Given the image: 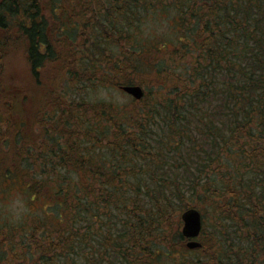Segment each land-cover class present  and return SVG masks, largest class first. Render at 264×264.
Wrapping results in <instances>:
<instances>
[{"label": "trees", "instance_id": "obj_1", "mask_svg": "<svg viewBox=\"0 0 264 264\" xmlns=\"http://www.w3.org/2000/svg\"><path fill=\"white\" fill-rule=\"evenodd\" d=\"M31 2L0 0L4 34L17 29L18 16L29 18ZM69 2L84 11L83 32L98 36H0L3 56L24 45L32 77L29 87L0 78V195L16 188L30 202L44 197L59 217L48 205L17 224L0 214V264H156L161 256L173 264H264V0ZM159 5L175 31L142 54L135 44L144 38L130 26ZM123 44L114 56L106 48ZM48 67L59 74L43 81ZM141 69L150 80L132 77ZM96 79L148 91L127 108L80 101L81 85ZM35 97L41 108L31 112ZM35 123L45 136L36 146L37 135L22 131ZM61 169L80 178L62 181ZM198 206L215 221L196 251L185 246L180 213Z\"/></svg>", "mask_w": 264, "mask_h": 264}, {"label": "rangeland", "instance_id": "obj_2", "mask_svg": "<svg viewBox=\"0 0 264 264\" xmlns=\"http://www.w3.org/2000/svg\"><path fill=\"white\" fill-rule=\"evenodd\" d=\"M95 1V0H94ZM107 2V0H106ZM91 4L89 5V7H91V11L95 10V4L94 2H90ZM172 14H170L169 16H171ZM147 16H149L148 18H144L143 20H145L144 22H140L137 21V23H135L133 25V21H132V25L130 26V30L131 33H134L136 31L137 36H142V38H144L141 41V46L140 43L135 44L136 48L140 50V52L142 54H149V43H155L152 45V49L153 50H158L159 47L157 46L156 42L157 39L163 38L165 37L167 40L171 38V36H173V31H175L174 27H170L172 24L174 26V20L170 19V18H165L166 17V12L164 10H162V6L159 5L157 7V11L153 14L150 15V13L147 14ZM172 17V16H171ZM91 19V17L89 18ZM93 21V19L91 20ZM89 20V22H91ZM83 31H86V29ZM14 36L15 35V31H8V32H4L0 30V36ZM148 36H157L156 39H149V40H145V38H147ZM160 36V37H159ZM13 37V38H14ZM15 39V38H14ZM123 46V47H122ZM107 50L110 48V51L112 53L113 56L120 54L122 49H126L127 45L125 46V44L123 45H106ZM129 48V47H128ZM69 49H67L66 47L59 50V53L62 56H66L69 54ZM0 78L1 80L4 79H8L9 81H12L14 83H18V84H22L25 87H29L30 83L32 82V77L29 74V66H28V62L26 61V55L24 53V45H21V43H19L18 45L15 44V47L12 48L10 51H8L6 56H3L2 54H0ZM3 57H4V63H3ZM131 64L133 63V60L130 61ZM147 68V67H146ZM145 70V72H144ZM149 70L147 69H141L136 71V73L132 76L135 77L136 81H140L143 82V78H147L148 80H150L151 76H149L148 73ZM58 72L51 70L50 67L48 68H43V71L40 72V78L45 81L44 79L50 76H58ZM52 78V77H50ZM49 78V80H50ZM95 84V86L93 85ZM145 86V85H144ZM8 87V86H7ZM145 90H147L146 86H145ZM32 91V89H31ZM81 94H80V101H85L88 102L90 104H95L101 101H108V102H114L117 105H119L120 107L123 108H127L129 103H133L132 101V97L129 96L128 94H126L125 92H123L121 89L116 88V87H110L107 84H101L97 79L95 80V83H93L92 81L89 82L87 81L86 84H82L81 85ZM132 101V102H131ZM36 100V97L34 98L33 101L30 100V111L32 112L33 110H35L36 108H41L39 107V103ZM10 119H12L13 123L17 124V116H12L10 117ZM39 120V118H38ZM32 125V124H31ZM33 129H25L23 128L22 131L28 135V134H36L37 138L36 139H32V141L35 143H41L45 140V136H39V134L42 135L41 133V127L39 126V123H35L32 125ZM36 129V131H34ZM17 133L18 130L17 129H13L9 134L11 135H15L17 138ZM38 133V134H37ZM54 135V131H52V133H50L48 136H53ZM31 139V138H30ZM18 146V144H17ZM50 148H53L52 146H50ZM37 150H39L36 147ZM10 151V150H9ZM9 151L4 150L5 154L8 156V158L6 159V164L7 165H11L12 163V155ZM39 156H38V161H39ZM48 160V158H46V161ZM22 165L26 166L27 164V160L22 162ZM32 165H35L34 163H32ZM29 166V165H28ZM38 166L41 167L39 165L38 162ZM32 168L34 169L35 167L32 166ZM61 175H63L62 181H70L72 179H74L75 181H78V178H80V175H78L77 173L73 172V171H67L64 169H61ZM40 176V175H39ZM2 179L0 177V184L2 183ZM192 206H194L193 201L190 203ZM45 205H48L46 213L50 214L51 217H53L55 220L59 219L58 216H56V208H57V204L48 201V199H45L44 197H42L41 202L39 200L34 201V202H30L29 199L22 193H17V189L15 188V190H13L12 194L9 195H0V214L4 215V219H7L8 221H10L11 223H19V222H23L26 220H31L32 216H28V213L33 211V213L35 214H40L39 210L40 209H44ZM198 209L201 211L202 215H203V219H204V228L205 230H203L202 232V236H200V238H198L197 240H199L201 243L203 242V239H209L212 235H213V226L211 224L214 223L215 221V213L212 209L206 208V207H201L198 206ZM31 210V211H30ZM181 214L180 213V220H181ZM27 217L29 219H27ZM46 222L45 217L41 218ZM48 223V222H47ZM15 225V224H14ZM49 225V224H48ZM226 225L228 226V230H230V232L233 234L234 230L236 229V227L232 226V223H226ZM182 228V225H181ZM176 230V228H175ZM174 230V231H175ZM174 232H171V236L174 238ZM245 235V234H244ZM102 236H105V234H102ZM104 237V238H105ZM242 238L245 239V246L248 245V243L246 242L247 239L243 236ZM221 239H223V237H221ZM178 240H176L177 242ZM224 243V242H223ZM161 243L158 247V249L160 250L161 248ZM228 246V244H223ZM178 248V247H177ZM229 248V247H227ZM201 248L196 249V251H199ZM157 250V249H156ZM126 251H128V248L126 247ZM176 251L180 252L179 249H176ZM163 252V250H162ZM249 251H245V254H247ZM181 254H187L189 256V258H194L196 259V255L192 252L186 250V251H181ZM157 258V256H156ZM78 262H80V264H86V261L84 258L80 257L78 258ZM159 262L156 264H173L172 259L170 258H166L164 257H160L159 258ZM211 264H214L213 262H211Z\"/></svg>", "mask_w": 264, "mask_h": 264}, {"label": "flooded vegetation", "instance_id": "obj_3", "mask_svg": "<svg viewBox=\"0 0 264 264\" xmlns=\"http://www.w3.org/2000/svg\"><path fill=\"white\" fill-rule=\"evenodd\" d=\"M76 2V1H75ZM73 2V4H75ZM26 11L20 12L24 15ZM80 8L70 9L69 0L35 1L30 3L29 18L18 16L16 36H98L83 32ZM24 24L22 25V21ZM27 28L30 34L27 33ZM68 42H66L67 46Z\"/></svg>", "mask_w": 264, "mask_h": 264}, {"label": "water", "instance_id": "obj_4", "mask_svg": "<svg viewBox=\"0 0 264 264\" xmlns=\"http://www.w3.org/2000/svg\"><path fill=\"white\" fill-rule=\"evenodd\" d=\"M120 88L127 94L140 100L145 95V90L140 84H124ZM182 234L189 239L186 247L189 249H198L202 243L197 240L203 229V216L199 209L191 207L182 213Z\"/></svg>", "mask_w": 264, "mask_h": 264}]
</instances>
